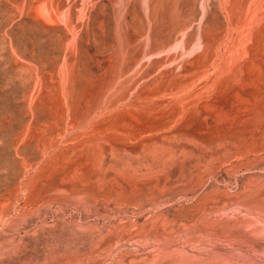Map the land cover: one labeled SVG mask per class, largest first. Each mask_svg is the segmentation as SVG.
<instances>
[{
	"label": "rangeland",
	"instance_id": "374dc122",
	"mask_svg": "<svg viewBox=\"0 0 264 264\" xmlns=\"http://www.w3.org/2000/svg\"><path fill=\"white\" fill-rule=\"evenodd\" d=\"M0 264H264V0H0Z\"/></svg>",
	"mask_w": 264,
	"mask_h": 264
},
{
	"label": "bare ground",
	"instance_id": "6f19581e",
	"mask_svg": "<svg viewBox=\"0 0 264 264\" xmlns=\"http://www.w3.org/2000/svg\"><path fill=\"white\" fill-rule=\"evenodd\" d=\"M37 14H38V12H37Z\"/></svg>",
	"mask_w": 264,
	"mask_h": 264
}]
</instances>
